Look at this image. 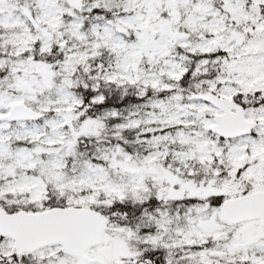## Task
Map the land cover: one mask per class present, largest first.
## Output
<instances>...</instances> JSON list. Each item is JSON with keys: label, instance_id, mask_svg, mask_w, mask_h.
<instances>
[{"label": "snow or ice", "instance_id": "obj_1", "mask_svg": "<svg viewBox=\"0 0 264 264\" xmlns=\"http://www.w3.org/2000/svg\"><path fill=\"white\" fill-rule=\"evenodd\" d=\"M0 264H264V0H0Z\"/></svg>", "mask_w": 264, "mask_h": 264}]
</instances>
